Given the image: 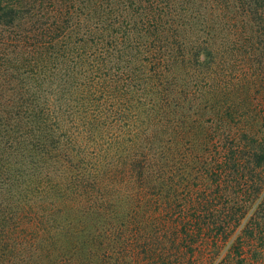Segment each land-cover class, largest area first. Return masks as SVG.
<instances>
[{
	"label": "trees",
	"instance_id": "trees-1",
	"mask_svg": "<svg viewBox=\"0 0 264 264\" xmlns=\"http://www.w3.org/2000/svg\"><path fill=\"white\" fill-rule=\"evenodd\" d=\"M0 264H264V0H0Z\"/></svg>",
	"mask_w": 264,
	"mask_h": 264
}]
</instances>
